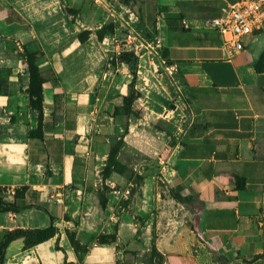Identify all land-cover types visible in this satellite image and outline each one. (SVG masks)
<instances>
[{
	"label": "crops",
	"instance_id": "1",
	"mask_svg": "<svg viewBox=\"0 0 264 264\" xmlns=\"http://www.w3.org/2000/svg\"><path fill=\"white\" fill-rule=\"evenodd\" d=\"M239 1L136 0L140 17L135 21L143 19L158 33L168 59L184 77L191 127L188 139L172 145L165 158L173 167L176 190L196 198L194 225L173 242L152 245L164 257L156 264H264V29L245 36L244 49L225 61L221 36L206 28L225 6ZM17 20L4 9L8 26H20ZM82 60L45 53L40 61V69L51 75L44 85L41 139L28 135L38 113L21 93L18 75L11 77L8 93L0 95V109L16 111L0 127V188L25 187L22 204L36 206L0 214V228L37 229L35 217L43 212L48 219L42 228L50 225L49 214L58 229L76 223L94 240L116 233L117 242L106 246H121L122 264H139L136 228L128 212L116 210L125 195L117 191L129 195L132 181L118 173L106 180L101 176L118 133L133 126V116L116 112L132 77L122 64L115 72L98 71L87 86ZM26 66L24 61L20 71L29 81ZM130 137L124 144L136 148ZM103 187L110 189L105 208L100 205Z\"/></svg>",
	"mask_w": 264,
	"mask_h": 264
},
{
	"label": "rangeland",
	"instance_id": "2",
	"mask_svg": "<svg viewBox=\"0 0 264 264\" xmlns=\"http://www.w3.org/2000/svg\"><path fill=\"white\" fill-rule=\"evenodd\" d=\"M135 4L136 0H96L94 3L89 0H0L1 7L14 9L25 20L18 27L8 26L3 21L4 11L0 12V76L6 78L4 70L10 68L11 77L18 75L20 91L28 99V81L20 71L25 56L32 55L39 64L45 53L62 59L70 55L83 58L85 80L89 79L86 84L92 86L98 71L115 72L122 68L117 57L129 50L125 34L128 26L140 17ZM82 32L91 33L83 42L78 39ZM110 34L116 37L117 43ZM135 54L140 59L136 89L141 97L135 103L137 114L133 116V126L128 127L126 135L123 128L118 138L124 135L125 140L130 135V142L137 146L132 149L124 144L120 153V161L128 169L127 177L143 178L138 182L131 180L133 191L129 195L117 191L125 194L121 201L129 203L116 210L128 212L136 228L135 246L141 251L139 264H156L159 259L152 245L158 240L164 244L173 242L177 235L194 225L191 217L194 206L176 199V177L165 158L173 144L188 139L191 127L188 97L182 86L184 77L178 68L172 76L166 73L163 61L168 64L161 57L160 49H139ZM23 88L26 89L23 91ZM14 112L0 109V127ZM11 198L8 196V200ZM3 216L0 215V220ZM37 216V227L42 228V220L48 217L43 212ZM21 218L26 219L24 215ZM77 226L76 223L61 225L58 241L53 238L31 250H23L22 240L13 242L5 264H122L121 246L116 249L101 246L95 242L94 235L79 232ZM4 232L0 228V240Z\"/></svg>",
	"mask_w": 264,
	"mask_h": 264
},
{
	"label": "trees",
	"instance_id": "3",
	"mask_svg": "<svg viewBox=\"0 0 264 264\" xmlns=\"http://www.w3.org/2000/svg\"><path fill=\"white\" fill-rule=\"evenodd\" d=\"M91 3H94L96 0H89ZM4 11V8L0 6V12ZM8 15L14 14L18 17L16 21L17 24L23 25L25 20L17 14L14 9L7 10ZM6 23L11 24L8 22V18L6 19ZM130 27L134 29L136 33L142 36L146 41L155 42L158 36V33L155 31L150 30L147 27L145 21L141 18L137 22H133L130 24ZM112 31L105 30V32ZM107 32V33H108ZM90 32H82L79 34L78 39L83 42L88 39ZM101 39L103 36L101 35ZM160 54L163 59L166 60L168 65H175L174 62L168 59L167 50L162 47L160 49ZM119 63L124 64L127 66L129 70V74L132 77V81L129 84L128 94L123 97L122 105L119 108H116V112L120 113L123 117L128 119L131 116H135L137 114L133 106L135 105L136 101L141 97V93L139 90L136 89L137 79H138V71H139V64L140 59L137 54L130 51H122L119 56L117 57ZM38 59L33 57L30 54L25 56V63L27 64V73H28V86L26 89V95L28 96V104L29 107L38 113V123L34 130L29 131V137H36L38 139L43 138V130L41 126L42 117H43V107H44V85L48 81L49 75L47 72L44 73L38 64ZM6 74V78L0 76V95H6L10 90V77L12 75V70L10 68H6L4 70ZM182 81V80H181ZM182 86H185V83L182 81ZM128 133V126H125V135ZM124 135L114 144V147L108 154V159L104 168L101 171V176L103 180H106L110 177L112 173H118L127 177V166L120 161V153L124 145L123 141ZM175 144H173L174 146ZM143 177H128V180H133L134 182L141 181ZM133 182V181H132ZM237 189H242L243 187L239 184L236 186ZM27 188H22L21 190H15L12 196L13 200L9 201L7 196L0 194V214H18L22 211L31 209L36 207L34 205H24L22 201L25 198V193L27 192ZM110 191L109 188L103 187V190L100 192V205L102 208L106 207L107 199L106 194ZM133 191V190H131ZM130 191V193H131ZM176 199L187 204H194L196 202V198L192 196H185L182 194L181 190L176 191ZM128 204L129 202H124ZM125 205V204H124ZM50 218V225L46 228H37V229H23L17 228L11 231H6L1 240H0V264H5L6 254L9 246L17 241H23V250L27 251L33 249L36 246L42 245L53 238H56L57 241L59 239V229L56 226V219L49 215ZM118 240L117 234L111 235H99L95 238V242L99 245L106 246L112 245L116 243ZM154 253L158 256L161 260V263L164 261V257L160 254L156 253V248L153 246Z\"/></svg>",
	"mask_w": 264,
	"mask_h": 264
},
{
	"label": "built area",
	"instance_id": "4",
	"mask_svg": "<svg viewBox=\"0 0 264 264\" xmlns=\"http://www.w3.org/2000/svg\"><path fill=\"white\" fill-rule=\"evenodd\" d=\"M133 18H131V21ZM186 25V24H185ZM206 28L214 30L222 38L223 59L231 61L232 58L244 49L243 38L264 29V0H240L235 4H229L222 9L220 18L206 22ZM117 43L116 37L113 38ZM126 47L130 52L139 49H161L163 44L160 39L155 42L146 41L142 36L128 26L125 34ZM164 69L170 76L177 72L176 65H166ZM0 194L10 197L14 192L0 188Z\"/></svg>",
	"mask_w": 264,
	"mask_h": 264
}]
</instances>
